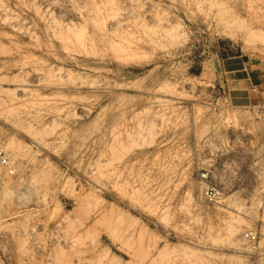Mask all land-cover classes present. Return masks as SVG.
Masks as SVG:
<instances>
[{"label": "rangeland", "instance_id": "374dc122", "mask_svg": "<svg viewBox=\"0 0 264 264\" xmlns=\"http://www.w3.org/2000/svg\"><path fill=\"white\" fill-rule=\"evenodd\" d=\"M263 108L264 0H0V264H264Z\"/></svg>", "mask_w": 264, "mask_h": 264}, {"label": "built area", "instance_id": "2783aa9c", "mask_svg": "<svg viewBox=\"0 0 264 264\" xmlns=\"http://www.w3.org/2000/svg\"><path fill=\"white\" fill-rule=\"evenodd\" d=\"M261 115L264 117V108L261 110ZM0 167L7 171L11 176L15 175L13 162L11 158L7 156L2 150H0ZM218 193L215 191L207 192L206 196L211 201L215 200L217 202ZM243 239L248 242L255 249H260V236L253 232H246L243 234Z\"/></svg>", "mask_w": 264, "mask_h": 264}, {"label": "bare ground", "instance_id": "6f19581e", "mask_svg": "<svg viewBox=\"0 0 264 264\" xmlns=\"http://www.w3.org/2000/svg\"><path fill=\"white\" fill-rule=\"evenodd\" d=\"M67 7V6H66ZM114 7V6H113ZM77 9V8H76ZM68 11V10H67ZM72 11V10H71ZM55 22V21H54ZM53 23V22H52ZM116 24V23H115ZM57 25V24H56ZM80 25V24H79ZM48 27V26H47ZM47 29V28H46ZM16 30V29H15ZM60 30H61V27H60ZM49 31V30H48ZM61 32V31H60ZM59 32V33H60ZM138 33V32H137ZM47 35H49V34H47ZM35 38H37V37H35ZM88 39H90V38H88ZM249 43V42H248ZM68 49V48H67ZM59 51V50H58ZM71 51V50H70ZM36 74V73H35Z\"/></svg>", "mask_w": 264, "mask_h": 264}, {"label": "crops", "instance_id": "0c3cea01", "mask_svg": "<svg viewBox=\"0 0 264 264\" xmlns=\"http://www.w3.org/2000/svg\"><path fill=\"white\" fill-rule=\"evenodd\" d=\"M246 71H247L246 69H243L241 71H237V73H243V72H246ZM248 80H250V79H248Z\"/></svg>", "mask_w": 264, "mask_h": 264}]
</instances>
